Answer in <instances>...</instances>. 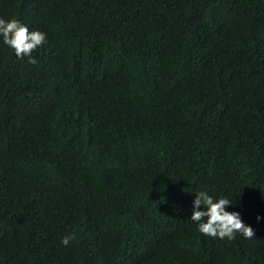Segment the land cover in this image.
<instances>
[{
  "label": "trees",
  "instance_id": "obj_1",
  "mask_svg": "<svg viewBox=\"0 0 264 264\" xmlns=\"http://www.w3.org/2000/svg\"><path fill=\"white\" fill-rule=\"evenodd\" d=\"M0 18L46 34L36 65L0 37V264H264V0H0ZM201 191L255 237L200 233Z\"/></svg>",
  "mask_w": 264,
  "mask_h": 264
},
{
  "label": "clouds",
  "instance_id": "obj_2",
  "mask_svg": "<svg viewBox=\"0 0 264 264\" xmlns=\"http://www.w3.org/2000/svg\"><path fill=\"white\" fill-rule=\"evenodd\" d=\"M0 37L3 43L15 51L18 58L28 57V63L38 64V60L32 57V53L46 41V34L40 31H30L16 19L4 20L0 18ZM193 201V211L190 220L198 224L200 233L221 240H234L236 234H241L245 239L255 237V231L246 225L239 212H228L226 208L231 206L227 199L220 198L214 201L207 192H198ZM202 207L207 211L200 210ZM206 222H201L205 220ZM261 217H257V221ZM76 239L75 234L67 235L62 239V244L68 246Z\"/></svg>",
  "mask_w": 264,
  "mask_h": 264
}]
</instances>
